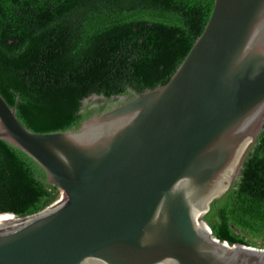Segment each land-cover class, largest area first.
I'll return each mask as SVG.
<instances>
[{
  "label": "water",
  "instance_id": "95a60500",
  "mask_svg": "<svg viewBox=\"0 0 264 264\" xmlns=\"http://www.w3.org/2000/svg\"><path fill=\"white\" fill-rule=\"evenodd\" d=\"M133 92L53 133L25 128L18 99L0 95V139L60 192L38 213L1 214L13 220L0 224V264H264V251L220 242L205 220L263 129L264 0H213L169 81Z\"/></svg>",
  "mask_w": 264,
  "mask_h": 264
},
{
  "label": "trees",
  "instance_id": "16d2710c",
  "mask_svg": "<svg viewBox=\"0 0 264 264\" xmlns=\"http://www.w3.org/2000/svg\"><path fill=\"white\" fill-rule=\"evenodd\" d=\"M212 7L213 0H0V95L11 107L18 99L16 117L28 130L63 132L97 99L166 84ZM46 180L34 160L0 139V222L10 219L1 214L50 206L60 192ZM205 220L220 242L264 249V125L238 180Z\"/></svg>",
  "mask_w": 264,
  "mask_h": 264
},
{
  "label": "bare ground",
  "instance_id": "6f19581e",
  "mask_svg": "<svg viewBox=\"0 0 264 264\" xmlns=\"http://www.w3.org/2000/svg\"><path fill=\"white\" fill-rule=\"evenodd\" d=\"M3 217H9V218H10V219H9L10 221L13 220V218H12L11 216H9V215H4ZM195 226H196V229H197L198 231H200V232H204V233L207 234V236H210L206 231L200 230V227H203V228H205V229L208 230V227H207L205 224H203L202 222H200V223H198L197 225L195 224ZM208 232H209V230H208Z\"/></svg>",
  "mask_w": 264,
  "mask_h": 264
},
{
  "label": "flooded vegetation",
  "instance_id": "af4514ba",
  "mask_svg": "<svg viewBox=\"0 0 264 264\" xmlns=\"http://www.w3.org/2000/svg\"><path fill=\"white\" fill-rule=\"evenodd\" d=\"M238 177H239V175L234 179V181H233L232 184H231V187H232L233 184L238 180Z\"/></svg>",
  "mask_w": 264,
  "mask_h": 264
},
{
  "label": "rangeland",
  "instance_id": "374dc122",
  "mask_svg": "<svg viewBox=\"0 0 264 264\" xmlns=\"http://www.w3.org/2000/svg\"><path fill=\"white\" fill-rule=\"evenodd\" d=\"M1 217H3V216H1ZM10 220L9 219H6L5 221H3V222H0V223H7V222H9Z\"/></svg>",
  "mask_w": 264,
  "mask_h": 264
},
{
  "label": "built area",
  "instance_id": "2783aa9c",
  "mask_svg": "<svg viewBox=\"0 0 264 264\" xmlns=\"http://www.w3.org/2000/svg\"><path fill=\"white\" fill-rule=\"evenodd\" d=\"M251 248H253V247H251ZM253 249H255V248H253ZM256 250H258V251H264V249H256Z\"/></svg>",
  "mask_w": 264,
  "mask_h": 264
},
{
  "label": "clouds",
  "instance_id": "9594fccd",
  "mask_svg": "<svg viewBox=\"0 0 264 264\" xmlns=\"http://www.w3.org/2000/svg\"><path fill=\"white\" fill-rule=\"evenodd\" d=\"M249 247V246H248Z\"/></svg>",
  "mask_w": 264,
  "mask_h": 264
}]
</instances>
